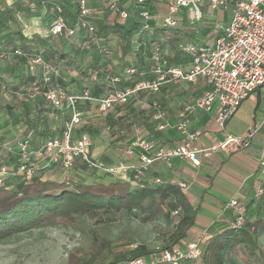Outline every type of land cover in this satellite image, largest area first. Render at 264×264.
Returning a JSON list of instances; mask_svg holds the SVG:
<instances>
[{
    "label": "crops",
    "instance_id": "obj_1",
    "mask_svg": "<svg viewBox=\"0 0 264 264\" xmlns=\"http://www.w3.org/2000/svg\"><path fill=\"white\" fill-rule=\"evenodd\" d=\"M60 1L1 0L0 2V7L13 9V18L9 23V29L0 34V104L4 107L2 110L0 109V114H6L8 122H5L7 125H12L13 119L17 120L16 114L19 108H16L17 104L8 97L6 99V96L1 92H5L7 88H25L33 82L39 81L42 74L40 66H36L34 69L29 67L27 59L23 55L24 49L5 43L6 40H12L16 32H22L27 38L31 51L39 49L44 51L45 48L51 47L58 53H61L62 50L70 52V58H74L75 65L62 71L61 76L64 73L73 72L72 78L79 76L84 78L83 71L90 76L96 73L92 63H105L106 66L109 61L114 59L100 55L95 49V45H98L99 48H106L105 44H116L120 49H128L131 46L137 62L133 61L135 59L132 57L128 61L134 62L139 68H142V65L145 67L148 65L147 67L150 66L153 71L155 47L156 49L163 48L161 52L171 62L174 54L180 50L181 44L204 45L213 43L221 34V28H224L230 19L229 13L226 20H220L216 15L219 10L211 9L205 1L202 5L204 16L201 21L192 22V16H189V12L183 11L178 16L180 25L177 31L176 29H174L176 32L174 30L165 31L162 28V22L168 14V0H145V3L137 0L136 2L135 0H118L120 6L129 13L127 19H122L109 8L108 4L111 0H88L89 6L93 9V23L101 32V38L94 44L90 38H87V33L83 31L71 38L65 36L49 38L50 26L59 15L57 8ZM64 1L72 6L71 12L75 14L77 12V0ZM141 9L147 10L151 15L148 23L152 26L154 34L144 29L145 20L138 14ZM63 16L67 20H71V17L69 18L65 14ZM105 27H107L106 31H101ZM14 43L19 44V38H15ZM14 50H18L20 54L14 53ZM189 67L190 65L180 66L183 69ZM62 78L65 80L63 76ZM185 84L183 85L181 82L165 84L159 93L155 95L141 94L136 100H133V112L139 110V113L136 112L138 116H134L132 133L129 134L125 130L119 133L127 139L122 151L116 152L118 157L116 162H114L113 155L115 152L111 150L112 147L104 146L102 150L98 151L94 150L92 142L91 153L93 158L107 165L135 163L137 157L128 158L125 155V149L132 140L137 136H142L163 145H174L180 142L181 135L173 127L184 118L190 119L193 129L203 131L200 146H209L222 140L224 134L215 122L216 108L211 112L189 110L191 107L188 104L200 97L207 89V85L203 81L196 84L185 82ZM145 98H148L147 101ZM20 101V105L26 106L29 113L36 114L35 118H41V121H36L33 127L29 120L21 119L20 134L23 136L22 139L29 138L35 145H41L46 140L61 133L68 114L61 113L49 106L40 96L32 100ZM10 107L14 109L11 110ZM141 110H147L148 117L142 118ZM262 110L263 105L260 97L251 95L228 122L227 131L234 135L245 134L253 124L260 123ZM24 113H26L25 110ZM126 115V112H122L117 115V118L122 119ZM99 116L96 111L94 113L91 110L90 116H87L85 121L90 119L91 122L96 121L98 118L95 119V117ZM163 124H168L169 127L160 130L159 128ZM12 131V129L5 128L3 130L0 128V137L12 136ZM76 135H78V130H76ZM263 141L264 128L259 126L253 145L247 151L231 155L219 152L209 159L202 160L201 166L198 167L181 159H176L172 167L158 163L151 168L148 176L150 179L160 177L166 183L186 182L188 184L186 191L182 193L195 213V225L190 231L199 234L207 232V236H205L207 238L224 232L228 228L233 212L225 208V203L233 198H238L244 203L247 218L251 223L260 212H263L261 209L263 202L258 203L253 198L255 186L260 177L258 162ZM108 144L110 146V143ZM78 170V168H74L69 175L80 178L77 176H81ZM62 176L61 168L56 167L50 178L54 177L60 180ZM194 264H205V262L200 260Z\"/></svg>",
    "mask_w": 264,
    "mask_h": 264
},
{
    "label": "built area",
    "instance_id": "obj_2",
    "mask_svg": "<svg viewBox=\"0 0 264 264\" xmlns=\"http://www.w3.org/2000/svg\"><path fill=\"white\" fill-rule=\"evenodd\" d=\"M205 1L213 10L229 12L230 19L229 23L221 28V34L213 43L180 45V50L193 58L188 69L170 65L160 48H157L160 63L155 69V78L131 80L127 86L109 88L98 99L92 98L88 90L69 94L60 87H49L55 74L53 67L46 64L40 56L23 54L31 69L42 67L45 89L41 92L40 86L35 84L34 92L42 95L49 106L67 112L69 117L59 137L50 138L41 145H35L29 138L22 139L18 146L20 162L12 170L6 166L0 168V186L10 176L30 178L41 168L49 166H59L64 178L75 166L81 165L115 179L137 181L145 178L158 163L172 167L176 159H181L198 167L201 166L202 160L209 159L219 152L231 155L249 150L259 126L264 128V0H168V14L163 19L162 28L165 31L177 29L180 25L178 16L183 11H188L196 21H201L204 16L202 5ZM108 6L122 19L129 17L128 11L120 6L118 0H111ZM78 9L79 19L74 26L68 25L59 17L52 24L50 33H66L69 37H74L80 30L94 33L95 26L87 20L92 15L88 0H79ZM58 12L62 13L60 8ZM138 14L145 20L144 29L154 34L152 26L148 23L151 18L149 12L141 9ZM105 52L111 55V51ZM15 53L20 54L19 51ZM125 73L134 78L136 69L127 68ZM200 81L205 82L207 89L189 110L211 112L216 108L215 122L224 134L222 140L209 146H200L203 131L193 129L190 119L184 118L173 127L181 135L180 142L170 146L137 136L125 149L128 158L137 157L135 163L107 165L93 158L92 141L88 134L76 135L78 127L90 116V111L84 112L80 109V104L86 101L96 105L95 111L98 115H105L117 105L127 104L130 98L139 93L157 94L165 84H196ZM112 82L119 84L121 78L115 75ZM251 95H258L263 105L260 123L253 124L243 135L229 133L228 122ZM168 127V124H163L159 129ZM258 170L260 177L253 198L261 203L264 201V141ZM154 182L161 183V178H155ZM187 187L186 182L179 183L182 192H185ZM225 208L233 212L229 227L236 231L241 230L247 224L244 203L238 198H233L225 203ZM203 253L204 244L199 240L188 245L186 250H166L156 261L172 264L197 262L202 259ZM135 264H144V260L138 259Z\"/></svg>",
    "mask_w": 264,
    "mask_h": 264
},
{
    "label": "trees",
    "instance_id": "obj_3",
    "mask_svg": "<svg viewBox=\"0 0 264 264\" xmlns=\"http://www.w3.org/2000/svg\"><path fill=\"white\" fill-rule=\"evenodd\" d=\"M78 2L79 0H77V12L72 14V6L64 0H61L58 8L61 9L62 13H59L57 8L59 15L56 19L61 17L68 25L74 26L79 19ZM63 14L69 18L71 17V20H67ZM12 18L13 9L0 7V34L9 29V23ZM87 20L95 26V32L89 33L86 30L80 31L94 36L97 35L100 31L93 23V9L92 15L87 18ZM106 28L107 27L102 28L101 31H106ZM176 31L174 30V32ZM54 36H65L71 38L67 36L66 33L61 35H53L50 33L49 38ZM15 38H19V44L14 43ZM5 43L9 46H19L21 49L25 50H23L24 54L40 56L46 64L51 65L55 70V74L49 87H60L66 90L69 94L82 93L84 90H88L90 96L97 99L102 97L109 88L127 86L130 84L131 80H147L155 78V69L160 63L159 55L155 47V64L151 76L142 77V68H139L137 64L135 65L132 62L119 75H117L121 78V82L119 84H114L112 82V78L115 75L107 74L105 72V63L100 64L99 62H94L91 65L96 72L94 74V81H99L98 83L95 82L99 85L98 92L96 90H91V88H88L87 86L81 87V84H79L76 79L72 80L73 84H70V86L65 84L66 82H64L62 78L61 72L68 70L75 65L74 58H70V52L62 50L61 53H58V51H54L51 47L45 48L44 51L40 49L37 51H31L29 50V41L22 34V32H16L14 34V38L10 41L6 40ZM95 49L100 53V55L106 58L111 57V55H108L105 52L107 48H99L98 45H95ZM160 50L162 51L163 48L160 47ZM15 51L18 50H14V53ZM192 61V56L178 50L174 54L170 64L180 67L190 65ZM132 67L136 69V76L134 78L126 75L125 73L127 68ZM82 74L84 75V78L92 77L85 71H83ZM35 84L40 86L41 92L45 89L42 74L39 81L33 82L25 88H7L5 92H1V94H4L6 99L10 98L12 102L19 105L21 104L20 100L27 101L32 100L37 96L42 97V95H37L34 92L33 86ZM141 94L155 95L153 93H139L138 95L130 98L127 104L117 105L116 107H128L133 100L137 99ZM149 103L151 104L152 102ZM3 108L4 107L0 104V109L2 110ZM10 109L13 110L14 108L10 107ZM80 109L84 112L92 110L95 113L96 105L92 102L86 101L83 104H80ZM11 110H9V113H11ZM56 110L61 113L68 114L62 110ZM112 112L113 111L111 110L105 115H100L99 117L102 119L100 121L109 123L114 120L115 115L112 114ZM68 117L69 114L67 115L66 120ZM36 119L38 122L41 121L40 117H37ZM80 126L78 128H80ZM61 133L58 136L51 138L59 137ZM83 134L88 133L85 132ZM19 162L20 157L18 152L15 154L6 152V154H4L3 151H0V168L2 166H6L9 170H12ZM55 168L56 166L43 167L37 172V174L30 178L23 176H10L5 180L4 184L0 186V239L32 229L43 224L47 220H54L57 224H70L75 222L77 217L83 216L90 211L100 209H138L143 207L145 201L147 200H154L157 205L156 209L169 207V209L182 208L185 211H193L192 206L180 190L178 183H166L162 179L161 183H155V178L150 179L148 175V177L146 176L145 178L137 181H122L108 175L98 174L96 171L88 170L85 166L81 165H77L74 168H78L81 175L84 173H91L90 175L93 176L91 180H82L81 178L79 179L71 174L64 179L59 180L54 177L50 178ZM261 232L264 233V212H260L252 223L249 222L247 218V224L241 230L236 231L228 226L224 232L204 238V253L201 260H203L206 264H224L222 257L223 253L231 252L241 245H245L249 254L248 264H264V249L259 244V236ZM113 246L114 244L111 240L101 239L95 241L94 249H92L87 260L83 259L81 255L75 251L69 259V264H96L98 262H102V264H127L129 261L131 262L136 258L143 259L144 264H172L169 262H158L156 260H152V258L147 259L150 252L144 247H137L133 250L117 252Z\"/></svg>",
    "mask_w": 264,
    "mask_h": 264
},
{
    "label": "rangeland",
    "instance_id": "obj_4",
    "mask_svg": "<svg viewBox=\"0 0 264 264\" xmlns=\"http://www.w3.org/2000/svg\"><path fill=\"white\" fill-rule=\"evenodd\" d=\"M216 15L220 20H226L229 12L220 9ZM189 16L191 17L190 13ZM191 21L196 22L193 17H191ZM99 33L95 36L88 33L87 38H90L91 42L96 44V41L101 38ZM105 46H107V50L111 51V57L114 58L113 61H109L108 65L105 66L107 74L119 75L122 69L131 64L128 59L130 57L135 59L134 57H136L131 46L128 49H120L116 44H105ZM133 61L137 62L136 59ZM147 66H141L142 77L152 75L151 67ZM72 74L73 72L62 75L65 78V84L70 86V84H73L72 80L76 79L81 84V87L87 86L91 90H99V85L95 83L99 81H94L95 75L88 78L80 76L72 78ZM181 83L186 85L185 82ZM145 96L147 97V95ZM197 98L188 104L189 107L195 105ZM132 103L128 107H116L113 109L112 114L115 115V119L109 123L100 121L102 120L100 117H95V119H98L92 122L90 121L91 119L88 121L84 120L80 128L77 129L78 135L85 132L88 133L92 139L94 150H102L104 146L112 147L111 150L115 152L113 155L114 162H116L118 159L116 152L122 151L127 139L123 138L122 134L119 135V133L125 130L131 134V129L134 126V116H138L136 112L139 113V110L133 112ZM16 108H19L16 114L18 118L17 120L13 119L12 125L6 124L8 119L5 113L0 114V128L13 130L12 136L0 137V149H3L4 154L6 152L14 154L18 152L19 143L23 138L20 134L21 119L29 120L32 123V127L35 126L37 120L35 118L36 114L29 113L26 106L19 104L16 105ZM122 112L127 113L126 117L117 118V115ZM146 113L147 110H141L142 118L148 117ZM108 143H110V146ZM90 174L84 173L81 176H77L82 180L89 181L93 177ZM101 175H104V173L101 172ZM61 179H64V177L62 176ZM156 208L157 205L154 200H147L143 207L133 210L100 209L90 211L83 216L77 217L76 221L70 224H57L54 220H47L32 229L0 239V264H69V259L75 251L83 259L87 260L92 249H94V242L101 239L111 240L117 252L144 247L150 252L147 259L158 260L166 250H185L189 243L199 240L203 241L205 236H207V232L199 234L198 232L190 231L195 225L193 211H185L182 208ZM261 209L264 212V201ZM259 244L264 249V233L262 232L259 236ZM248 255L247 247L241 245L231 252L223 253L222 257L224 264H248ZM136 260L138 258L131 262L129 261L127 264H135ZM194 263L183 262V264ZM96 264H102V262Z\"/></svg>",
    "mask_w": 264,
    "mask_h": 264
},
{
    "label": "water",
    "instance_id": "obj_5",
    "mask_svg": "<svg viewBox=\"0 0 264 264\" xmlns=\"http://www.w3.org/2000/svg\"><path fill=\"white\" fill-rule=\"evenodd\" d=\"M137 1H139V2H144L145 0H137Z\"/></svg>",
    "mask_w": 264,
    "mask_h": 264
}]
</instances>
